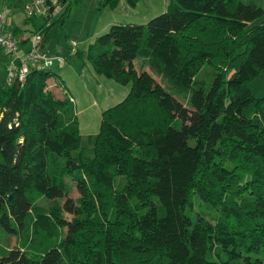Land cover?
Listing matches in <instances>:
<instances>
[{
  "label": "trees",
  "instance_id": "obj_1",
  "mask_svg": "<svg viewBox=\"0 0 264 264\" xmlns=\"http://www.w3.org/2000/svg\"><path fill=\"white\" fill-rule=\"evenodd\" d=\"M47 5L12 33L27 39L0 89V230L20 244L0 242V264H264V9L170 0L147 24L100 36L89 63L131 90L87 137L89 158L73 101L48 89L64 84L52 65L17 76L32 37L47 50L73 2Z\"/></svg>",
  "mask_w": 264,
  "mask_h": 264
},
{
  "label": "rangeland",
  "instance_id": "obj_2",
  "mask_svg": "<svg viewBox=\"0 0 264 264\" xmlns=\"http://www.w3.org/2000/svg\"><path fill=\"white\" fill-rule=\"evenodd\" d=\"M31 1L0 0V18L3 15H5L6 18L8 16L7 24L9 30H13L15 27H22L23 29H27L31 27L30 24H26L27 16L25 14V7L28 5V3H31ZM82 1H83L82 4L80 6H77L76 0H72L73 2L72 12L70 17L67 19L65 27L61 30L59 29L55 31L54 38L49 43L48 49L45 51H41V54L45 55L49 59H54V58L65 59L66 60L65 66H60L59 61L54 60L52 64L53 67L52 70L58 73L59 75H61V73L63 72L68 77L71 76L69 79L70 82L72 81L71 84L73 85V87H75L76 83H78L77 87L85 91L83 84L76 79L75 75L71 71L72 69L76 70L77 73L83 76L84 80L92 84V78L90 77L89 72L93 69L87 59V52L90 43L93 41L95 34L98 31L97 23L101 15L99 12H97L98 0H82ZM239 1H242L244 3L254 2L264 9V0H239ZM139 10H141V8ZM117 12L119 13L122 12V9H119V11ZM159 13L153 14L155 15L153 16V18L160 15ZM146 19H150V18H146ZM123 21H129V20L125 19ZM144 21L145 23H147L149 20H144ZM261 22L262 19L258 20L257 24ZM122 23H128V22H122ZM101 33H106V32H101ZM76 52L84 53V56L82 55L83 58H81L80 55H78ZM11 61H13V58L11 56H9L6 53H0V89L1 87L8 86L9 84L10 72L8 71V66L11 64ZM135 66L138 71L143 70L140 59H137L135 61ZM146 70L150 72L149 68H146ZM94 75L98 77L96 73H94ZM156 79L160 81V78L158 76H156ZM117 86L118 88L121 87L119 85ZM124 87L125 86H122L121 88ZM48 89L52 90L50 86ZM128 89L131 90V85H129L126 89L124 88L125 93L127 94H128L127 92ZM96 90L99 92L98 94H100V96H97L99 101L102 98H104V94L111 93L110 88L106 89L103 86L96 87ZM58 92L60 97L66 96L65 88L63 86L60 87ZM262 95H264V92H262ZM121 100L122 98L120 97L116 100V102H110L111 103L110 105L118 104L119 101ZM101 105L102 107H107V104L103 102ZM77 110L78 112L76 111V113L78 116L79 124H82V130L84 131L90 118L89 116H86V114L82 112L83 110L81 107L78 106ZM95 122L96 125H94V127L90 129L91 133H96V132L98 133L99 131L100 121L98 120V118ZM92 123L94 124V122ZM82 133L83 132L81 131V134ZM87 137L88 135L84 136L83 139L84 155L86 157L92 158L94 157V146L89 143ZM120 180H124V178H120ZM67 185L69 189L68 197L73 200L79 198L80 194L76 189L75 183L71 179H67ZM42 203L44 206L48 207L50 205L57 203V200H43ZM60 204L63 205L64 201L60 202ZM196 209L200 210L201 206L197 205ZM204 211L205 214L208 215L209 217H215L217 215V211L214 209H206ZM67 218H71V217L67 215ZM0 229L4 230L1 226ZM0 242H2V245L4 244L8 248H15L20 246L19 239L17 237L9 236V234L6 231H4V234H1V230H0ZM161 264H169V263L168 261H164Z\"/></svg>",
  "mask_w": 264,
  "mask_h": 264
},
{
  "label": "crops",
  "instance_id": "obj_3",
  "mask_svg": "<svg viewBox=\"0 0 264 264\" xmlns=\"http://www.w3.org/2000/svg\"><path fill=\"white\" fill-rule=\"evenodd\" d=\"M29 1H31V0H29ZM169 2H170V0H137L135 3H132L131 0H121L119 6L116 9H114V10L104 9L103 11L99 12L101 16H100L98 23H97L98 31L96 32L93 41L90 43L88 50L91 46H93L96 43L97 39L100 36L109 32V30L114 25H118V24L145 25L151 20V18L153 19V16H155L153 14H155V13L158 14L159 12H160L159 14H163L164 12H166L168 9V6H169ZM140 8H141V10H139ZM119 9H122V12H120V13L117 12V11H119ZM114 13H116V14H114ZM146 18H150V19H146ZM125 19H127L129 21H123ZM7 20H8V16H7L6 22L4 24H0V35H5L7 33L12 34L14 32V30L16 28H18V27H15L13 30H9ZM144 20H149V21L147 23H145ZM122 22H128V23H122ZM101 32H106V33H101ZM28 49H29V46H27V45L22 46L20 48V52H19L20 54L19 55L21 58L24 57V54H25V52L28 51ZM0 53H4V52L0 51ZM76 53L78 55L81 54L80 57L83 58L84 53H82V52H76ZM59 64H60V66L66 65V64L61 65L60 62H59ZM11 65H13V67L14 66L16 67L18 64H16L14 61H12ZM92 69H93V67H92ZM91 71L96 73L94 69ZM91 71L89 72V75L92 78V84H90V82L84 80L83 76L81 74L77 73L76 70L72 69V71H71L75 75L76 79L83 84L85 91H83L81 88L77 87L78 83H76L75 87H73V85L71 84L72 81L70 82V79H69L71 76L68 77L63 72L60 75L64 81L63 85H58L54 81H51L50 85H49L50 88H52L53 92L57 95L58 98H64V97H60L59 92H58L60 87L63 86L65 88L66 96L69 98L70 101H73L72 103L75 107V111L78 112L77 108L79 106L82 108V110H83L82 112L85 113L86 116H89L90 119H89V122L87 123L84 131L82 130V124H80V128H81L80 130L83 132L82 134L84 136H86V135L90 136V135L98 134L97 132L96 133L90 132V129L93 128L94 125H96L95 121L98 118V120L100 121V124H101L103 112L108 110L109 108H112L115 105H117V104L110 105L111 104L110 102H116V100L120 97L122 98V100L119 101V103L122 102L126 98V96L128 95L127 93H125L124 88L126 89L129 86V85H127V86L121 85V84L117 83L116 81H114L113 79L106 78V77L99 75L97 73L96 74L98 75V77H96L94 75V73ZM117 85H119L121 87L122 86H125V87L124 88H121V87L118 88ZM99 86L100 87L103 86L106 89L110 88V90H111V93L104 94V98H102L100 101L97 98V96H100V94H98L99 92L96 90V87H99ZM127 92L129 93L130 89H128ZM102 102L107 104V107H102V105H101ZM76 115H77V113H76ZM95 118H96V120H95ZM92 122H94V124Z\"/></svg>",
  "mask_w": 264,
  "mask_h": 264
},
{
  "label": "built area",
  "instance_id": "obj_4",
  "mask_svg": "<svg viewBox=\"0 0 264 264\" xmlns=\"http://www.w3.org/2000/svg\"><path fill=\"white\" fill-rule=\"evenodd\" d=\"M48 0H33L31 3L25 7V14L27 18H32L36 15H47L48 14ZM59 9V8H58ZM6 16L3 15L0 18V24H4L6 22ZM27 39V35L24 34L22 37L16 39L13 34H5L0 35V49H3L7 54L17 57L18 55V47L21 41H25ZM41 39L39 36H34L31 39L32 49L30 53L27 55L26 59L24 60L23 66L18 70L17 76L21 82L25 80L27 74L29 72V63L38 62L39 60H44L46 66H51L54 60H58L61 65L66 64V60L63 58H54L49 59L45 55H42L39 50V43Z\"/></svg>",
  "mask_w": 264,
  "mask_h": 264
},
{
  "label": "water",
  "instance_id": "obj_5",
  "mask_svg": "<svg viewBox=\"0 0 264 264\" xmlns=\"http://www.w3.org/2000/svg\"><path fill=\"white\" fill-rule=\"evenodd\" d=\"M53 12H54V10L52 9V10L50 11V14H53Z\"/></svg>",
  "mask_w": 264,
  "mask_h": 264
}]
</instances>
